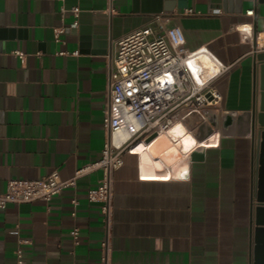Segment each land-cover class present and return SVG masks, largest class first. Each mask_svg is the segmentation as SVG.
I'll return each instance as SVG.
<instances>
[{
	"label": "crops",
	"instance_id": "obj_1",
	"mask_svg": "<svg viewBox=\"0 0 264 264\" xmlns=\"http://www.w3.org/2000/svg\"><path fill=\"white\" fill-rule=\"evenodd\" d=\"M112 7L108 0H0V193L12 178L57 169L66 179L100 160L115 42L145 26L162 32L157 14L169 17L166 27L183 29L187 48L208 46L231 64L216 80L221 107L194 135L183 126L171 131L180 149L166 136L153 141L149 167L142 153L124 155L109 230L100 203L87 196L100 169L50 201L0 208V264H17L20 239L28 241L24 264H255L264 228L257 211L264 206L257 199L264 0H114Z\"/></svg>",
	"mask_w": 264,
	"mask_h": 264
},
{
	"label": "built area",
	"instance_id": "obj_2",
	"mask_svg": "<svg viewBox=\"0 0 264 264\" xmlns=\"http://www.w3.org/2000/svg\"><path fill=\"white\" fill-rule=\"evenodd\" d=\"M108 1L110 10H113L114 0ZM62 10L66 12L67 8ZM70 10L78 17L79 6H73ZM215 12L220 10L216 9ZM253 12L249 10L247 13L251 15ZM154 19L160 22L162 32L156 33L151 26H145L115 42V54L108 66L107 103L103 120L107 138L100 160L79 168L73 177L66 179L57 169L38 179L12 178L8 180L7 190L0 193L1 209L9 204L50 201L66 188L76 187L78 178L83 174L100 169L102 177L96 187L88 190L87 196L89 202L100 203L109 230L114 174L123 166L126 153L138 152L139 139H147L157 133L147 143L149 146L162 135L169 134L178 123L193 135L202 124L210 123L212 114L220 109L223 99L216 80L230 69L231 64L223 62L208 46L195 50L187 48L183 29L177 25L165 26L169 17L157 14ZM77 25L78 21H75L74 26ZM241 30L246 32V37L252 36V29L246 25ZM60 32L56 30V41L60 40ZM14 53L25 60L24 52L17 50ZM72 54L77 55L78 52L73 51ZM204 57L211 63L210 72L204 67ZM171 142L176 145L174 138ZM199 144L203 145V141ZM140 179L160 178L140 176ZM72 202L75 205L78 203L75 198ZM71 234L75 243H79V228L75 227ZM26 242L19 240L15 252L17 264L25 263L22 244ZM102 244L107 251V237Z\"/></svg>",
	"mask_w": 264,
	"mask_h": 264
},
{
	"label": "water",
	"instance_id": "obj_3",
	"mask_svg": "<svg viewBox=\"0 0 264 264\" xmlns=\"http://www.w3.org/2000/svg\"><path fill=\"white\" fill-rule=\"evenodd\" d=\"M157 9H160L157 6ZM257 58L262 61V81H261V89H262V104L261 109L262 113L259 114V122L262 126H264V53L259 54ZM157 136V133H154L149 138L146 139V142H150ZM257 154H258V164L259 166V179H258V192H257V199L259 202L264 203V130H261L258 133V143H257ZM258 224H263L264 222V206H258ZM258 242L260 243L258 246V253L256 257L255 264H264V228H260L258 231Z\"/></svg>",
	"mask_w": 264,
	"mask_h": 264
},
{
	"label": "bare ground",
	"instance_id": "obj_4",
	"mask_svg": "<svg viewBox=\"0 0 264 264\" xmlns=\"http://www.w3.org/2000/svg\"><path fill=\"white\" fill-rule=\"evenodd\" d=\"M202 60H203V63H204V65H205L204 67L207 68L206 71H207V72H210L212 66H211V63L209 62V60H208L206 57H204ZM178 126H183L184 131H185V134H184V135H188V132H189V131L186 130L185 126H184L183 124H181V123L176 124V125L171 129V131H172L174 128L178 127ZM171 131H170L169 134H167V135L165 134V135H162V136H163V137L166 136V137L168 138V140L171 141V139H172V136H171V135H173V134H171ZM174 135H175V134H174ZM175 137H176V136H175ZM176 138H177V137H176ZM186 141H188V138H187V140H185V141H183V142L181 143L180 147H181L182 149H184V146H185L186 144H188V142L186 143ZM206 142H207V144H214L215 142H217V134H215L214 137L210 138V139L207 140ZM174 147H176L177 149H180L179 146H178V144H177V142H176V146H174ZM146 149H148V146H147L146 144H141V145H139V152H137V153H142V154L144 155V165H145V167H149L150 165H152V161H151V157H150L151 155L147 153V150H146ZM154 168H155V167H154ZM156 168H157V172H160L161 169L163 168V164H162L161 162L158 163V164H156ZM158 174H159V173H158Z\"/></svg>",
	"mask_w": 264,
	"mask_h": 264
}]
</instances>
